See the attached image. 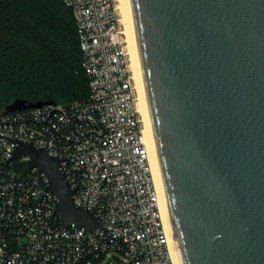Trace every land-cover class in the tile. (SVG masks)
I'll list each match as a JSON object with an SVG mask.
<instances>
[{"label":"water","instance_id":"1","mask_svg":"<svg viewBox=\"0 0 264 264\" xmlns=\"http://www.w3.org/2000/svg\"><path fill=\"white\" fill-rule=\"evenodd\" d=\"M129 4L181 264H264V0ZM24 154L49 174L66 226L103 229L58 157L19 141Z\"/></svg>","mask_w":264,"mask_h":264},{"label":"built area","instance_id":"2","mask_svg":"<svg viewBox=\"0 0 264 264\" xmlns=\"http://www.w3.org/2000/svg\"><path fill=\"white\" fill-rule=\"evenodd\" d=\"M74 15L85 99L0 111V264H175L116 0H62ZM31 141L61 160L73 201L102 228L65 225Z\"/></svg>","mask_w":264,"mask_h":264},{"label":"trees","instance_id":"3","mask_svg":"<svg viewBox=\"0 0 264 264\" xmlns=\"http://www.w3.org/2000/svg\"><path fill=\"white\" fill-rule=\"evenodd\" d=\"M82 60L73 11L62 0H0L1 111L17 98H87Z\"/></svg>","mask_w":264,"mask_h":264},{"label":"bare ground","instance_id":"4","mask_svg":"<svg viewBox=\"0 0 264 264\" xmlns=\"http://www.w3.org/2000/svg\"><path fill=\"white\" fill-rule=\"evenodd\" d=\"M116 8L119 15L120 24L126 45L129 66L132 73V79L135 84L136 103L138 112L140 113L143 126L144 139L149 149V160L153 172L154 180L160 192V207L162 211L165 227L169 232V241L171 253L175 264H181L178 253V247L174 234L172 217L169 210L168 200L165 191V183L163 179L162 168L156 146V140L152 125L150 107L148 103L140 53L134 31L129 0H116Z\"/></svg>","mask_w":264,"mask_h":264},{"label":"rangeland","instance_id":"5","mask_svg":"<svg viewBox=\"0 0 264 264\" xmlns=\"http://www.w3.org/2000/svg\"><path fill=\"white\" fill-rule=\"evenodd\" d=\"M1 111V110H0Z\"/></svg>","mask_w":264,"mask_h":264}]
</instances>
